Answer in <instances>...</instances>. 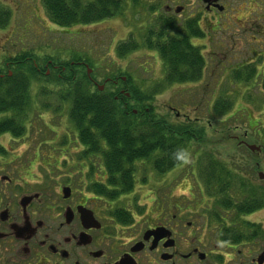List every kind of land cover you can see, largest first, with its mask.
I'll use <instances>...</instances> for the list:
<instances>
[{
  "label": "flooded vegetation",
  "instance_id": "obj_1",
  "mask_svg": "<svg viewBox=\"0 0 264 264\" xmlns=\"http://www.w3.org/2000/svg\"><path fill=\"white\" fill-rule=\"evenodd\" d=\"M150 1V16L139 28L142 34L148 25L165 21L173 24L168 30L172 36L186 34L188 25L205 33L206 22L218 30L229 12H237L235 0ZM204 38L193 37L190 43L201 49L199 41ZM215 45L225 48L220 41ZM148 50L155 52V61L160 59L165 76L169 66L157 51ZM260 51V69L259 65L247 66L254 73L246 84L258 76L264 82V46ZM74 64L80 65L79 70L89 66L82 60ZM35 66L40 72L38 78L44 79L56 73L62 79L69 70L52 60ZM243 66L225 61L215 68L236 72ZM6 75L11 76V70L1 74ZM89 79L100 92L112 86L114 92L130 96L120 84L127 81L125 76L108 78L103 90L102 83L92 76ZM196 83H174L167 85V90ZM211 106L209 102V115L214 117ZM169 108L180 117L181 112L173 105ZM183 116L187 122H194L187 114ZM72 133L79 138L78 131ZM235 138L239 146L233 148L229 162L207 163L204 155L212 152L204 148L194 153L192 162L188 154L182 163L163 174L150 168V162H137L135 171L127 173L133 179L126 192H122L123 178L116 185L109 183L104 156L107 147L75 146V162L66 164L62 159L50 167L44 165L48 172L45 179L28 184L25 178L29 173L22 170L33 164L23 167L26 165L18 161L22 158L0 142L5 150L0 153V264H264V178L259 177L261 184H256L250 174V156L255 154L261 159L264 146L252 151L245 140ZM187 150L190 152V148ZM255 159L253 169L259 176L264 173V164ZM58 166H66L63 180L52 175L53 169L61 170ZM180 168L190 169V175L181 169L180 178L174 177ZM122 175L116 173L118 179Z\"/></svg>",
  "mask_w": 264,
  "mask_h": 264
},
{
  "label": "rangeland",
  "instance_id": "obj_2",
  "mask_svg": "<svg viewBox=\"0 0 264 264\" xmlns=\"http://www.w3.org/2000/svg\"><path fill=\"white\" fill-rule=\"evenodd\" d=\"M129 2L119 18L64 28L50 21L43 0H0V6L10 12L9 22L0 27V68H4L8 57L24 51L34 54L41 66L46 60L63 63L80 58L92 69V79L102 83L107 77L130 76L136 85L146 91L164 77L160 59L155 61V52L146 48L121 58L118 47L128 41L131 34L142 44V31L139 28L141 22L150 16L148 8L153 1L141 0L140 6L136 8ZM247 3H250L249 6H246ZM234 6L237 12H229L227 20L222 21L218 30L207 22L204 24L205 38L199 43L207 68L200 82L168 87V90L157 93L152 100L158 115L171 122L185 123L187 118L183 115L187 114L197 130H204V140L188 147L191 162L194 153L200 148L212 152L204 155L207 163L229 162L233 148L239 146L235 137L249 144L264 146V82L259 76L249 84L237 82L235 70L223 72V69L215 68L221 62L231 61L244 65L240 69V73H243L250 71L247 66L259 65L262 61L260 50L264 46L261 44L264 39V27L261 26H264V0H235ZM245 7L249 10H245ZM219 41L225 46L224 49L216 47L215 43ZM217 52L219 54L215 56ZM224 55L227 59L222 58ZM53 80L51 77L50 82L44 78L33 81V102L30 110L25 112L28 113L26 134L20 138L11 135L0 138V142L13 155L22 158L18 161L26 165L23 167L33 164L30 169L22 170L29 173L25 178L28 184L45 179L48 172L44 168L50 167L54 161L63 162V159L66 164L75 162L78 154L75 151L72 154V148L82 146L80 139L72 133L77 129L70 119V105L59 100L55 94L58 84ZM219 98L228 99L233 108L224 116H217L213 112L214 117H210L208 104L210 102L213 106ZM169 105L181 112L180 117L170 112ZM197 119L201 122L197 123ZM228 125L232 130H227ZM245 133L248 134L247 138ZM257 156H250V174L256 184H261L258 172L253 169L255 157L259 159ZM259 161L264 164V154H261ZM58 167L61 170L53 169L52 175L57 180H63L67 173L66 166ZM181 169L190 175V169L180 168L175 171L174 177L180 178Z\"/></svg>",
  "mask_w": 264,
  "mask_h": 264
},
{
  "label": "trees",
  "instance_id": "obj_3",
  "mask_svg": "<svg viewBox=\"0 0 264 264\" xmlns=\"http://www.w3.org/2000/svg\"><path fill=\"white\" fill-rule=\"evenodd\" d=\"M127 1L133 6H139L141 0H43L50 21L64 28L107 20L123 15ZM10 20V12L0 6V27ZM156 23L148 25L141 37L140 44L131 38L118 47V55L123 58L144 47L159 53L163 62L169 66L160 81L146 91L136 85L129 76L126 82L120 81L126 88L129 97L121 94L113 87L100 92L95 88L87 75L86 69L79 70L80 61L73 58L61 64L69 68L63 73L62 79L52 75L53 82L58 84L55 94L62 102H69L70 119L74 122L82 145L89 147H107L105 163L109 172V183L116 185L123 178L122 192L132 185L133 177L127 175L135 171L137 162L147 161L158 173L163 174L182 163L188 156L187 148L193 143L204 140V130H197L192 123L171 122L159 116L152 100L155 95L167 89L174 83H195L200 81L206 65L201 49L190 43L193 37L204 36L195 25H188L186 34L170 35L168 30L172 23ZM36 56L23 52L5 60V71L11 70L12 75L0 68V136L10 133L14 138H20L26 133L25 123L33 102L32 84L38 80L40 72L35 64ZM70 68L73 69L70 70ZM253 70L235 72L237 82L250 81ZM65 74V75H64ZM117 78L116 76L107 77ZM50 82L51 78H46ZM110 84V83H109ZM214 113L224 116L233 106L228 99L219 98L214 104ZM26 114V115H25ZM224 127L226 124L223 125ZM227 130H232L228 125ZM0 153H5L0 144ZM122 172L117 178L116 173ZM126 173V175H125Z\"/></svg>",
  "mask_w": 264,
  "mask_h": 264
},
{
  "label": "water",
  "instance_id": "obj_4",
  "mask_svg": "<svg viewBox=\"0 0 264 264\" xmlns=\"http://www.w3.org/2000/svg\"><path fill=\"white\" fill-rule=\"evenodd\" d=\"M179 11V10H178ZM91 72H92V69H88V75H90L91 74ZM104 89V85L103 86H101L100 87V90H103ZM247 146L252 150V151H259L260 150V147H258L257 145H255V144H251V145H248L247 144ZM259 177L260 178H264V173H259Z\"/></svg>",
  "mask_w": 264,
  "mask_h": 264
}]
</instances>
